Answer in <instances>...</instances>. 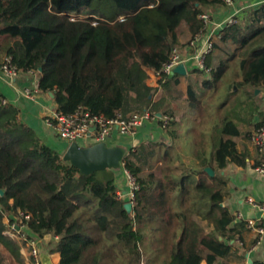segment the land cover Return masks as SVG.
Returning a JSON list of instances; mask_svg holds the SVG:
<instances>
[{
	"label": "trees",
	"instance_id": "trees-1",
	"mask_svg": "<svg viewBox=\"0 0 264 264\" xmlns=\"http://www.w3.org/2000/svg\"><path fill=\"white\" fill-rule=\"evenodd\" d=\"M222 4L223 0H0V36L9 42L5 55L21 71L41 68L37 88L52 96L60 112L82 106L107 118L143 109L171 115L164 99L151 100L154 87L146 83L147 71L160 69L168 60L171 48L179 45L182 25L193 35L201 27L198 14ZM262 35L264 1L240 24L221 31L220 40L234 43L235 52L214 67L211 54L207 56L209 76L202 85L216 84L237 54L236 85L264 84V42L254 45ZM173 76L177 74L158 82ZM187 95L195 100L190 86ZM2 98L0 92V245L11 264L25 262L17 240L3 234V219L19 211L30 215L27 226L33 235L59 236L57 241L46 239L49 253L59 252L57 264H140L142 237L134 225L144 215L138 208L165 225L170 257L161 264H215L230 254L234 235L229 225L234 217L222 205L227 182L222 171L230 161L246 164V153L239 152L232 139L240 131L231 120H223L211 159L194 169L173 171L168 164L174 156L166 140L130 149L121 161L139 186L134 192L138 208L133 207L130 216L117 198L108 169L82 174L20 122L18 109L3 104ZM169 135L174 136L172 131ZM158 159L159 177L154 170ZM145 169L148 172L140 175ZM190 178L195 181L192 186ZM255 226L264 227V218ZM104 238L115 240L113 245H120V252L126 251L131 259L118 257ZM0 264H8L2 256Z\"/></svg>",
	"mask_w": 264,
	"mask_h": 264
},
{
	"label": "crops",
	"instance_id": "crops-1",
	"mask_svg": "<svg viewBox=\"0 0 264 264\" xmlns=\"http://www.w3.org/2000/svg\"><path fill=\"white\" fill-rule=\"evenodd\" d=\"M263 1L264 0H234L232 6L217 5L208 10L213 14L215 21H220L229 13L236 12L237 22H240L241 18L245 17L252 8H255ZM190 36L191 33L187 27L182 25L180 27L177 43L184 47ZM7 43H9L8 39L4 36H0V62L5 55L4 48L7 46ZM229 43L234 45L231 49L233 51L232 53H234L236 46L231 41L222 42L220 39L215 41L212 51L214 55L212 61L215 64L219 62L220 58L223 57L226 52H230L227 47ZM254 45L258 44L255 43ZM235 57L237 58L235 61L237 65L239 58L238 54ZM214 63L211 64V67H214ZM186 64H189V66L186 67ZM185 70L186 73L184 75L177 74V76L167 78L165 82L162 83L157 82L153 78L150 74V70L147 71L146 83L154 87L150 95L151 100L156 102L160 98L164 99L165 107L169 109L171 113L170 116L172 120L167 128H161L157 121L145 122L139 126L132 135L122 136L116 132H112L106 139L107 145L121 146L125 149L127 154L130 149L145 142L157 143L161 140H166L170 145L172 141L175 142V139L179 137L177 124L181 123L187 114L185 110L189 100L187 88L190 86L193 89V86L201 85L203 80V71L196 67L193 60H187L185 62ZM234 71L237 73V67ZM187 76L190 78L189 80L186 78ZM38 78L39 72L21 71L18 76L11 78L0 70V92L3 95L2 100L5 104L16 107L18 109V120L32 128L37 136L47 145H55L56 147H54L62 156L67 147L66 143L57 138L46 127L44 122V117L57 109L52 96L48 92H41L38 90L35 98L30 99L23 93V89L27 87L32 90L38 89ZM234 80L236 84L239 80L237 74ZM252 89H255V98L259 101L257 110L255 112L250 111L251 115L249 117H244L242 113L245 109H248V102L246 105L241 104L235 108L237 111L234 110V112L230 113L229 117L226 118L231 120L240 131V135L233 136L232 139L235 141L236 149L239 152L246 153V164L238 165L230 161L222 171L227 178V182L222 189V205H226L233 214L234 219L229 227L232 229L231 233L234 235V238L229 241V243L233 245L230 254L227 257L219 258L215 264H255L256 262L264 261V234H262L260 238L255 229L246 226L247 219H252L254 223H257L261 218H264V213L260 209L253 207V203L264 202V173L254 170L255 165L258 164L259 161H264V150L261 155L258 154L254 146L249 142V135L256 128V124L264 122V84L257 88L252 87ZM249 99L251 100V97L247 95L246 101H249ZM174 123L176 124L175 128H173ZM170 131L173 132L174 136L169 135ZM77 142L79 146L85 147L94 144L95 140L92 136L87 135L80 138ZM180 160L181 158L178 156V158L173 159L172 163H167L173 168L175 173L179 172L177 162ZM167 161L168 159H166V162ZM161 162L162 159H158L154 165L155 170L161 165ZM212 165H214L213 161ZM126 173L127 171L123 168V163L121 162L118 169L119 178L124 180L126 178ZM122 191L124 192L125 190ZM237 214H240L241 217H236ZM3 220L6 225L7 217H4ZM242 223H244L243 227L241 226ZM201 224L204 225L205 222L202 221ZM44 243L48 244L50 248L48 241L44 240L40 243L41 253L49 256L52 264H57L60 257L59 252L49 253V248L46 250L43 247ZM21 250L20 248V251ZM142 263L141 261V264ZM200 264H206V262L203 260Z\"/></svg>",
	"mask_w": 264,
	"mask_h": 264
},
{
	"label": "built area",
	"instance_id": "built-area-1",
	"mask_svg": "<svg viewBox=\"0 0 264 264\" xmlns=\"http://www.w3.org/2000/svg\"><path fill=\"white\" fill-rule=\"evenodd\" d=\"M234 0H223L224 6H232ZM71 16L70 19H75ZM201 21L200 29L190 36L185 46L175 45L171 48L169 58L162 63L160 69L150 71V74L158 82L164 76L172 74V67L183 63L187 60H193L197 68L209 72L210 68L206 67L205 61L213 49L217 39L221 38V31L233 24L237 23L236 12H231L224 16L220 21H215L213 14L209 10H205L198 14ZM0 70L8 77H16L21 70L12 62L10 55H4L0 62ZM31 72V71H27ZM38 89L24 88L23 93L27 98L34 99ZM3 104L5 102L1 101ZM172 117L166 113L154 112L148 109L142 111H134L126 116L116 113L115 116L107 118L100 113H92L85 107L79 106L71 113H63L57 109L44 117L46 127L66 145H70L74 141H78L85 136H92L95 142H106V139L112 132L119 135H132L137 128L145 122L157 121L161 128H166ZM94 126L93 130L90 128ZM249 142L254 146L258 154H262L264 150V122L257 126L249 135ZM254 170L264 173V161H259L255 165ZM128 182L131 189L128 202L134 203V192L139 186L134 177L128 176ZM118 199H123L124 194L116 191ZM133 206V205H132ZM253 207L260 209L264 213V202L253 203ZM30 215L19 211L16 215L7 217L6 228L3 234L17 240L22 249L20 252L26 257L25 264H41L40 243L46 239L57 241L58 235L45 234L43 237L33 235L27 226V220ZM236 217H241L237 214ZM246 226L255 229L259 234H264V227H256L252 219L246 220Z\"/></svg>",
	"mask_w": 264,
	"mask_h": 264
},
{
	"label": "rangeland",
	"instance_id": "rangeland-1",
	"mask_svg": "<svg viewBox=\"0 0 264 264\" xmlns=\"http://www.w3.org/2000/svg\"><path fill=\"white\" fill-rule=\"evenodd\" d=\"M243 18H241V20ZM263 42V35L255 39V43L257 44ZM227 47L230 52L228 51L223 57H219L220 60L226 59L233 52L231 49L234 45L229 43ZM213 57L214 55L212 53L211 64L214 63L212 61ZM231 60L229 62V67L216 84L213 86H204L202 84L199 86H193L196 94L195 100H188L189 106L186 105L185 108L187 111L186 117L181 123L177 124L179 137L175 139V142H171L172 156H174V158L180 156L181 158V160L177 162L178 169H194L199 167L205 160L211 159L213 148L221 135V125L223 120L228 118L230 113L234 112L235 108L241 104L246 105L249 102L248 109H245L242 113L244 117H249L251 115L250 111L255 112L257 110V104L259 101L255 98V89H252L251 86L242 87L235 84L234 77L237 73H235L234 70L236 69L235 61L237 58L234 57ZM217 64L214 63L213 66H216ZM188 66L189 64H186V67ZM202 73V79L208 78L209 72L203 71ZM186 78L188 80L190 79L188 76ZM247 95L251 97V100L249 99V101H246ZM235 111H237V109ZM175 127L176 124L174 123L173 128ZM54 146L51 145L50 147L56 150V146ZM118 169H108L107 172L114 175V184L117 191L124 193L122 190H125L124 197L121 199L123 200V203H125L128 201V197L131 193L128 182V176L131 177V175L127 172L126 178L121 180L118 176ZM147 172L148 170L145 169L140 175L143 176ZM155 172L157 176L161 175V173L159 174V171L155 170ZM194 183V178H190L189 184L192 186ZM132 205L129 213L130 216H133L134 214L133 207L136 206L135 200ZM136 208L138 207L136 206ZM138 210L144 215L142 220L134 225L135 229L140 230L142 237L139 243L141 251L140 264L141 261L143 262L142 264H161L168 261L170 257V243L164 223L149 217L148 214L145 211L143 212L140 208H138ZM103 241L105 244L109 245H113V243L116 242L115 240H107L105 238ZM43 247L47 250L49 245L44 243ZM113 247L118 253V257L122 260L129 261L131 259V255L126 251L120 252V245H113ZM0 256L3 257L6 263L11 264L10 262L12 261L9 254L1 245ZM22 256L26 262L25 256Z\"/></svg>",
	"mask_w": 264,
	"mask_h": 264
},
{
	"label": "water",
	"instance_id": "water-1",
	"mask_svg": "<svg viewBox=\"0 0 264 264\" xmlns=\"http://www.w3.org/2000/svg\"><path fill=\"white\" fill-rule=\"evenodd\" d=\"M41 71V68L38 69ZM184 75L186 73L183 63H179L172 67V74ZM95 127L92 126L90 130ZM126 155L125 149L121 146H109L105 141L95 142L89 146H79L77 141L68 145L62 155L64 161L69 162L75 166L82 174L88 175L95 171L103 169H116L119 168L123 157ZM205 171L209 175H213L214 171L211 167H206ZM125 193V191H124ZM3 190L0 189V195ZM131 203H123V208L129 214L131 211ZM264 240V237H263ZM41 264H52L49 256L41 253Z\"/></svg>",
	"mask_w": 264,
	"mask_h": 264
}]
</instances>
